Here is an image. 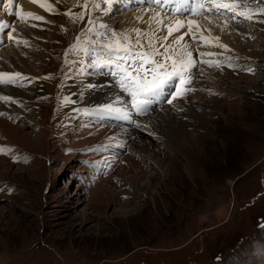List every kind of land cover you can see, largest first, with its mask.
Segmentation results:
<instances>
[{
	"label": "rangeland",
	"instance_id": "rangeland-1",
	"mask_svg": "<svg viewBox=\"0 0 264 264\" xmlns=\"http://www.w3.org/2000/svg\"><path fill=\"white\" fill-rule=\"evenodd\" d=\"M13 1V12L43 19L21 21L0 0V20L17 22L12 40L11 28L0 31V64L21 74L16 85L0 84V97H9L0 99V264H264V15L232 19L222 9L209 23L161 12L184 29L188 17L209 29L192 26L167 41L187 33L201 57L181 97L167 103L168 88L146 112L163 119L171 111L164 125L178 147L172 153L139 120L145 112L120 125L84 105L83 94L97 91L92 62L110 35L97 36L106 32L99 25L135 42L131 30L145 26L124 18L147 15L149 0H96L95 10H84V0H51L42 13ZM249 9H264V0ZM106 79L100 90L115 87V105L131 108L118 78Z\"/></svg>",
	"mask_w": 264,
	"mask_h": 264
},
{
	"label": "snow or ice",
	"instance_id": "snow-or-ice-1",
	"mask_svg": "<svg viewBox=\"0 0 264 264\" xmlns=\"http://www.w3.org/2000/svg\"><path fill=\"white\" fill-rule=\"evenodd\" d=\"M32 2L38 3L39 0H32ZM104 2L110 6L113 0H104ZM149 2L155 4L157 8H162L165 4L171 2V0H149ZM178 2L188 4V0H178ZM12 3L13 0H5L3 7L6 12L19 17L21 21L23 17H30L36 20L43 19V17L32 12H24L23 14L20 11L13 12L10 7ZM249 3L250 0H193L192 4L188 7V12L192 16H204L205 19L209 20V23H212L211 16L222 15V9L232 13V19L240 16L251 20L254 15H264V9H259L258 12L249 9ZM39 6L46 11L52 10L51 5L47 3H40ZM80 6L84 10H95L99 9L101 4L93 0L90 6L89 0H84ZM16 7L19 8V5L17 4ZM175 11L179 12L180 8H176ZM65 15L73 16L70 10ZM83 18L84 11L75 16L77 20ZM137 19L142 21V17H137ZM93 23V20L89 17V24L92 25ZM153 24L157 25L155 29H153ZM192 24L193 21L189 19L187 26L190 32L192 31ZM175 25L174 27L172 24H165L164 18L160 13H156L150 17L148 22V29H152L151 32L139 28L131 30L136 34L135 42L131 41V37L127 32L117 33L114 30H107V26L104 24L99 25L100 28L106 29V32H97V36L104 37L109 32L110 35H108L107 42L100 45L104 49L103 56L98 54L97 58L93 60L92 66L101 68L107 66L115 69L113 75L118 78L121 92L127 93L131 97V109L135 110L138 114L146 112L148 106L156 98L163 95L168 88L174 89L170 93L171 99L167 100V103L172 104L176 99L181 97L182 89L180 85L191 83L190 70L195 67L192 52L188 51L187 44H182L180 48H173V44H181V41L184 40V35H187V33L177 36L171 44L167 43L168 38L174 32H179L181 28L185 27V23L181 19H177ZM8 28H11V31L7 35L12 40V33L17 31L16 27L0 20V31ZM164 29L167 30V35L159 36L158 33ZM88 31L92 32L94 29L89 28ZM141 37L146 38V44L142 43ZM201 38L203 39V37ZM193 39L195 40L196 37L193 36ZM217 46L224 48L226 51L228 50L225 45ZM161 48L163 51L160 50ZM201 55H204V53H201ZM208 55L214 54L208 53ZM209 66L212 65L210 64ZM246 71H251V69H246ZM20 76V73H15L11 76L7 73H0V84L16 85L17 78ZM3 77L8 78L3 79ZM185 90L191 91L192 89L186 88ZM0 99H3L5 102L9 101V97L7 96L0 97ZM118 103H120L119 100L109 103L100 109V111L107 115H115L118 118L130 120L129 109L115 106Z\"/></svg>",
	"mask_w": 264,
	"mask_h": 264
},
{
	"label": "bare ground",
	"instance_id": "bare-ground-1",
	"mask_svg": "<svg viewBox=\"0 0 264 264\" xmlns=\"http://www.w3.org/2000/svg\"><path fill=\"white\" fill-rule=\"evenodd\" d=\"M18 1V5L22 8V9H30V10H37V11H39L40 13H42V11H44V9L43 8H41L39 5H40V3H49L51 0H39V2L38 3H34V2H32V0H17ZM48 1V2H47ZM119 2H126V0H118ZM14 2V1H13ZM174 2V4L172 5V9H173V11L174 12H176L175 10H176V8H178V7H176L175 5L178 3V0H171V2L170 3H173ZM150 3V2H149ZM14 4V3H13ZM153 7H147V9L146 10H144V8L142 9L147 15H145V14H141V15H138L137 13L135 14V17H130V16H126L125 18H124V22L125 23H127L128 25H130L131 26V24H134V23H143L144 24V26H145V30L148 28V22H149V19L147 18L149 15H148V13H152V16L154 15V14H156V13H160V15L164 18V22L165 23H171V21H172V23L173 24H175V21H176V19H174V18H167V16L166 15H164L163 13H161V11H160V8H157L156 7V5H154L153 3H150ZM112 5H113V3H112ZM111 5V6H112ZM165 6V5H164ZM177 6H180V5H177ZM14 8H15V6H14ZM17 8V7H16ZM183 10L184 11H182V9H180V12L178 13V12H176V13H178V14H183V12H185L186 11V9H184L183 8ZM22 13V12H21ZM189 13V12H188ZM145 15V16H144ZM151 16V17H152ZM164 16H166V17H164ZM137 17H142V21L141 20H138L137 19ZM198 17V16H197ZM197 17H188V19H187V21L189 20V19H191L192 21H193V24H192V26H193V28H195L196 30L197 29H204V30H206V31H208L209 29L208 28H206V27H208L207 26V24L208 23H204V22H202L201 21V19H199V18H197ZM144 18L146 19V20H144ZM214 20V19H213ZM209 21V20H208ZM5 23H7L8 21L7 20H5L4 21ZM206 22V21H205ZM17 23V22H16ZM15 23V24H16ZM15 24H14V26H15ZM214 24V23H213ZM227 25V24H226ZM213 26V25H212ZM154 27V26H153ZM225 27V26H224ZM230 27V26H229ZM187 29L188 28H186V29H184V28H181L180 29V31H185L186 30V32H187ZM228 29H230V28H228ZM150 30V29H149ZM220 30V29H219ZM213 31V30H212ZM216 31V30H215ZM190 32V31H189ZM18 33V32H17ZM212 35H214L213 34V32H210ZM210 33H208V34H210ZM219 32H218V30H217V33L215 34L216 36H218L219 34H218ZM184 34V33H183ZM158 35L159 36H163L164 35V31L162 30V31H160L159 33H158ZM181 35V34H180ZM180 35H178V36H180ZM189 35V34H188ZM188 35H184V40L183 41H181V44L180 45H177V44H173V48H180V46L182 45V44H187V49H188V51H192L193 50V44L191 43V42H188V40L186 39V37L188 36ZM177 37V36H176ZM189 39V38H188ZM203 40H205V41H208L207 39H203ZM171 42H173V40L171 41ZM203 43V42H202ZM208 43V42H207ZM10 48H7V49H5V52H4V56H8L9 57V52H6L7 50H9ZM3 53V52H2ZM192 54H193V52H192ZM208 54V53H207ZM194 55V54H193ZM199 58H201V57H199V56H193V60H194V64L195 65H197V60L199 59ZM0 67L1 68H5V70H2V69H0V72L1 73H7V71L9 72V69L10 68H8V67H4V65H2V64H0ZM196 67V66H195ZM11 70V69H10ZM6 77H4L3 79H5ZM105 83V82H104ZM100 86H102V82L100 81V80H96L95 81V87H96V90L97 91H94V90H91V91H89V92H85L84 94H83V96H84V98H85V102H84V105H87L89 108H91V107H104V106H101V101L103 102V101H106L105 102V105H107V104H109V98H110V101L112 102V103H114L115 101H117V98H116V96H113V94H112V91L114 90V88L113 87H109V88H107L106 90H104V89H101L100 90ZM4 91H8L9 93L11 92V93H13L14 95L16 94L15 93V89H12V88H7V89H3V92ZM108 91H109V93H111L112 94V96H109L108 95ZM0 93H1V91H0ZM7 94V93H6ZM5 96V95H4ZM3 96V97H4ZM16 96V95H15ZM188 97V96H187ZM183 99H185V100H180L179 102L183 105V107H184V109H185V111L186 112H193L194 111V109H193V107H192V105H190L191 104V102H190V100H189V98H183ZM122 99H119V101H121ZM185 103H187V104H185ZM184 104L186 105V106H184ZM115 106H117V107H121V108H127L128 109V107H126V104H124V103H122L121 104V106L120 105H115ZM149 111V110H148ZM147 111V112H148ZM152 111V110H151ZM154 111L155 110H153L151 113H149L148 115L147 114H145V115H141V116H139L138 118H139V120L141 121V122H143V123H145V124H149L150 125V130L152 131V132H154V134H155V140L156 141H158V140H160L161 139V133H162V140H161V145H163L169 152H172V153H174L175 152V149L176 148H178L177 146H176V144H175V137H174V134H173V130H171L170 128H168V130H166L165 128H166V126L164 125V121H165V119L168 117V118H170V116H169V114H171V113H169V112H171V111H169L168 113L166 112L165 113V115L163 116V119L159 116V114L157 115V114H155L154 113ZM153 114H155V115H153ZM188 114V113H187ZM148 128V127H147ZM164 129V130H163ZM147 131L149 132V129H147ZM153 135V134H152ZM148 153V152H147ZM139 154V153H138ZM145 154V153H144Z\"/></svg>",
	"mask_w": 264,
	"mask_h": 264
}]
</instances>
